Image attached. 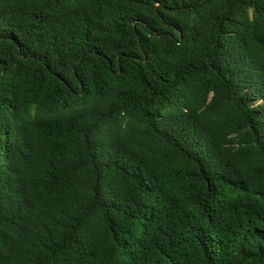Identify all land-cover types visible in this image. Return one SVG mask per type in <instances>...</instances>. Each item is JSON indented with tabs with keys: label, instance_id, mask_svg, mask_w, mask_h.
Listing matches in <instances>:
<instances>
[{
	"label": "trees",
	"instance_id": "16d2710c",
	"mask_svg": "<svg viewBox=\"0 0 264 264\" xmlns=\"http://www.w3.org/2000/svg\"><path fill=\"white\" fill-rule=\"evenodd\" d=\"M0 264H264V0H0Z\"/></svg>",
	"mask_w": 264,
	"mask_h": 264
}]
</instances>
